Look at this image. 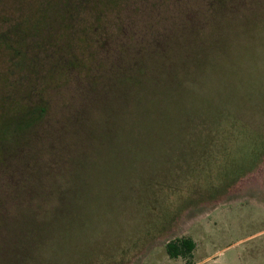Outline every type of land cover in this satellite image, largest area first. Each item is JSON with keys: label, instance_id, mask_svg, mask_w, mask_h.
<instances>
[{"label": "rangeland", "instance_id": "obj_1", "mask_svg": "<svg viewBox=\"0 0 264 264\" xmlns=\"http://www.w3.org/2000/svg\"><path fill=\"white\" fill-rule=\"evenodd\" d=\"M0 152V264H264V0H0Z\"/></svg>", "mask_w": 264, "mask_h": 264}, {"label": "trees", "instance_id": "obj_2", "mask_svg": "<svg viewBox=\"0 0 264 264\" xmlns=\"http://www.w3.org/2000/svg\"><path fill=\"white\" fill-rule=\"evenodd\" d=\"M218 5H223L226 1L231 0H216ZM2 153V152H0ZM195 248V243L191 238H179L168 242L167 250L171 256L185 255L191 253Z\"/></svg>", "mask_w": 264, "mask_h": 264}]
</instances>
